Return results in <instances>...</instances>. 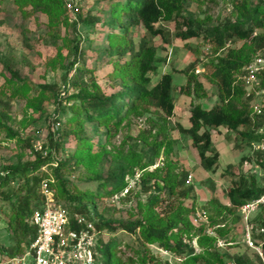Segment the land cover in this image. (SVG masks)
I'll list each match as a JSON object with an SVG mask.
<instances>
[{"label":"rangeland","instance_id":"rangeland-1","mask_svg":"<svg viewBox=\"0 0 264 264\" xmlns=\"http://www.w3.org/2000/svg\"><path fill=\"white\" fill-rule=\"evenodd\" d=\"M111 4H115L114 0H82L79 6L80 23L73 28L65 23L67 20L64 14L60 22L51 24L48 15L42 10H33L30 15L25 16L14 0H0V178L6 167L21 169L34 161L35 158L27 153L28 141L44 140V149L49 151L48 122L55 118L61 123L62 129L67 128V119L72 115L71 108L79 107L83 99L93 96L94 92H89L90 88L82 90L79 86H72L76 70H87V80H92L105 96H120L122 93L121 87L112 78L113 64L115 61H126L131 51L126 50L124 55L114 57L106 55L109 48L107 36L111 31L108 12ZM234 6L235 0H184L182 16L193 19L202 26L221 25L226 20L238 18ZM128 22L125 19L124 24L128 25ZM155 28L162 29L164 37H151L141 25H135L129 26L126 41L130 43L131 49H135L139 40L145 37L155 47L156 68L148 77L151 85H154L162 74L171 75L174 104L172 116L166 117L159 109L147 105L128 114L117 128L112 127L111 137L104 135L107 127L99 126L94 119L84 123L81 134L91 141V152H95L96 159L88 162V170L82 165L72 164L60 169L57 174L67 184L70 192L82 195L81 204L90 210L95 222L113 228L104 229L103 240L107 242L115 239L116 255L125 262L131 260L132 264L179 263L178 258L157 244L144 243L138 230L133 233L126 229L144 221L147 196L139 184L144 171L157 170L158 176H163L166 172L174 176L184 173L186 180L191 176L189 183L185 180V185L192 188L187 199L179 200L164 195L169 204L180 202L184 207L190 208L194 203L193 212L188 214L190 222L192 215L199 210L206 211L208 216L212 215L211 206L208 205L211 199L228 204L224 192L240 176H254L260 185L264 183V169L257 163L259 158L255 149L260 144L248 145L233 132L222 128H204L200 131L210 132L218 153L215 171H206L200 166L190 139L178 128L189 127L191 105L200 104L202 108L209 109L217 103V88L210 81L209 75L219 53H214L212 44L201 38L185 41L175 38L172 22H158ZM113 30L120 32L117 27ZM257 33L255 31L254 34ZM242 44L240 41L230 46L239 48ZM75 45L81 50L78 58L73 50ZM74 59L78 63L75 64ZM195 70L199 72L196 73ZM185 71L193 72L195 79L201 82L206 96L204 99H198L194 94L187 96L180 91V87L185 84ZM250 96L248 105L252 114H263L264 88L258 86ZM249 97L245 96L246 99ZM166 139L170 140L169 145L159 147L157 156L151 160L152 165L140 170L144 154L154 143H164ZM75 146L73 135L63 137L55 157L62 160L65 154L72 155ZM241 158H244V163L234 169L232 175L223 173L227 165L238 166ZM48 166L41 167L36 175L43 176L45 173L46 177L49 175L54 181V171ZM113 176H121L126 184L120 194L109 196L105 192L107 189H97V183L93 182L97 178L108 181ZM18 183L19 180L15 179L10 185L16 188ZM52 188L56 192V188ZM3 190L5 189L1 191ZM60 203L71 212L77 206V203ZM31 206L34 207L35 204ZM155 211L158 214L162 212L159 209ZM10 214L9 205L0 201V247H4L7 253L15 249L11 240ZM237 215L239 216L237 211L228 214L225 226H219L227 230V235L217 238V243H221L218 249L230 256L245 254L250 264H264L257 253L243 243V223ZM261 220H264V208L252 216L251 223L257 230L261 229ZM215 228L217 227L207 228L206 234L218 237ZM108 232H112L111 235ZM261 235L262 233L256 235L254 231L253 240L260 247L264 259V237ZM191 244L196 253L201 251L197 248L195 239ZM104 260L103 258L102 262Z\"/></svg>","mask_w":264,"mask_h":264},{"label":"trees","instance_id":"trees-1","mask_svg":"<svg viewBox=\"0 0 264 264\" xmlns=\"http://www.w3.org/2000/svg\"><path fill=\"white\" fill-rule=\"evenodd\" d=\"M14 3L25 16L30 15L33 10H42L48 15L51 24L60 22L63 14L67 20L65 23L73 28L80 23L79 12L71 19L66 13L63 0H14ZM114 3L108 9L111 27L108 26L111 31L107 36L109 48L106 55L114 57L124 55L126 50L131 51L126 61L122 63L115 61L113 64L112 78L121 87L122 93L120 96H105L100 93L99 87L92 80H87V70L79 68L74 72L72 86H79L82 90L90 88L89 92H94L93 96L83 99L79 107L71 108L72 115L67 119L68 126L61 128L58 137L49 133L51 148L46 155L36 152L32 163L21 169L8 166L0 178V201L8 204L11 209V240L15 246L10 253L1 246L2 254L12 256L21 253L35 237L36 229L29 223V218L41 203V197L37 191L38 184L42 178H48L45 173L43 176L36 175L43 166L49 165L48 167L54 171L56 179L52 186L56 188L55 197L58 202L77 203V206L71 209L72 211L87 216L101 231L105 228L113 230L107 225L95 222L90 210L81 204L82 195L70 192L67 184L57 177V174L60 169L72 164L82 165L88 170L90 168L88 162L96 159L95 152H91V141L81 134L84 123L94 119L99 126L107 127L104 135L111 137L112 127L117 128L128 114L147 105L159 109L166 117H171L173 114L172 77L168 73L162 74L159 80L151 85L148 75L156 68L155 47L143 37L136 48L131 49L130 43L126 41L129 26L141 25L149 36L164 37L163 30L155 28V25L158 22H172L175 38L182 41L201 38L212 44L214 53H219L215 57L209 75L210 81H213L217 88V103L209 109L202 108L200 104L191 105L188 116L189 127L178 128L190 139L192 147L197 152L200 166L204 170L213 172L218 166V153L213 146L210 132L206 130L200 132L204 128L214 130L222 128L233 132L248 145L262 143L264 146V113L252 114L248 105L251 96L245 98V89L238 80V76L257 53L255 50L264 47V1L235 0L234 8L238 18L226 20L221 25L215 26H202L193 19L182 16L184 0H114ZM27 8L30 10L26 11ZM125 19L129 20L128 25L124 24ZM114 27H117L120 32L114 31ZM255 31L258 33L254 34ZM240 41L243 44L239 48L230 46ZM73 50L78 58L81 51L78 45H75ZM252 53H255L253 57ZM74 63H78L77 59H74ZM184 73L185 84L180 87V91L187 96L194 94L196 98L204 99L206 96L201 82L195 79L193 72L185 71ZM258 79L259 86L263 89L264 72L258 75ZM69 135H73L75 139L74 152L72 155L65 154L62 160H58L55 157L56 149H60L63 137ZM169 143L168 139L164 140V143H154L152 148L144 154L140 170L152 165L151 160L157 156L159 147ZM27 146L31 148L29 141ZM256 155L259 158L258 165L264 169V149L257 150ZM243 161L244 158H241L238 166L227 165L223 173L232 175L233 170L240 167ZM157 173V170L144 171L140 176V188L147 196L146 214L144 221L126 227L127 230L133 233L138 230V235L144 243L157 244L161 249L178 258V264H250L245 254L230 256L218 249L217 238L227 235V230L219 226H225L224 221L228 214L237 211L245 202L262 195L264 183L260 185L254 176L249 178L240 176L224 192L228 204H221L217 199L209 200L208 205L211 206L212 215L208 216L207 224L195 228L188 218V214L194 210L192 206L194 203L190 208H186L180 202L169 204L164 199V195L179 200L190 196L192 188L185 185L186 174L174 176L166 172L163 176H158ZM15 179H18L19 183L16 188H13L10 184ZM93 182L97 183V189H107L105 192L109 196L120 194L126 185L121 176H113L108 181L97 178ZM2 189L5 190L1 191ZM12 198L14 201H11ZM34 204L35 208L31 206ZM155 209L162 212L158 214ZM214 227H217L214 231L218 237L206 234L207 228ZM260 227L263 229L261 236L264 237V220H261ZM108 233L111 235L112 232ZM193 239L197 248L201 249L199 253L195 252L191 244ZM114 241L115 239L107 241L99 250L101 264H132L131 260L125 262L116 255ZM107 251L109 252L106 257ZM103 258L105 260L102 262Z\"/></svg>","mask_w":264,"mask_h":264},{"label":"built area","instance_id":"built-area-1","mask_svg":"<svg viewBox=\"0 0 264 264\" xmlns=\"http://www.w3.org/2000/svg\"><path fill=\"white\" fill-rule=\"evenodd\" d=\"M63 2L67 15L73 19L79 12L81 0H63ZM262 72H264V47L257 51L238 76L246 97H249L259 86L258 75ZM257 113L259 114V111ZM48 124V132L58 137L61 123L52 118ZM44 144V140H32L28 155L34 157L36 152L46 155L49 151L44 149ZM255 149L263 150L264 146L261 143ZM190 180L191 176H188L186 183ZM53 182L48 176L42 178L38 184L37 191L41 203L29 218V223L36 229L35 237L21 253L12 256L0 255V264H101L99 250L107 243L103 240L104 231L97 229L87 216L71 212L58 202L52 188ZM261 208H264V193L242 204L237 212L243 223V243L247 248L254 250L264 263L260 247L253 240L254 231L256 235H260L263 229L257 230L251 223L252 216ZM191 222L195 226L207 224L208 214L204 210L196 211L191 217ZM219 244L220 241L217 243L220 247Z\"/></svg>","mask_w":264,"mask_h":264},{"label":"crops","instance_id":"crops-1","mask_svg":"<svg viewBox=\"0 0 264 264\" xmlns=\"http://www.w3.org/2000/svg\"><path fill=\"white\" fill-rule=\"evenodd\" d=\"M220 129V128H219Z\"/></svg>","mask_w":264,"mask_h":264}]
</instances>
